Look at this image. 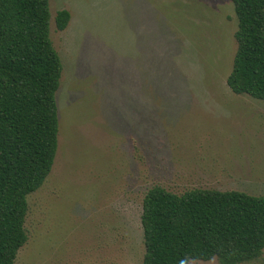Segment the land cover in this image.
<instances>
[{"label":"rangeland","instance_id":"obj_1","mask_svg":"<svg viewBox=\"0 0 264 264\" xmlns=\"http://www.w3.org/2000/svg\"><path fill=\"white\" fill-rule=\"evenodd\" d=\"M49 10L63 64L58 149L28 196L15 264H142L143 200L157 185L264 195V101L227 84L232 0H50Z\"/></svg>","mask_w":264,"mask_h":264},{"label":"trees","instance_id":"obj_2","mask_svg":"<svg viewBox=\"0 0 264 264\" xmlns=\"http://www.w3.org/2000/svg\"><path fill=\"white\" fill-rule=\"evenodd\" d=\"M50 0H0V264H15L28 242V196L50 175L58 149L57 92L63 72L50 37ZM237 51L231 91L264 101V0H232ZM71 13L61 10L64 31ZM142 264L258 261L264 253V195L238 190L146 193Z\"/></svg>","mask_w":264,"mask_h":264}]
</instances>
